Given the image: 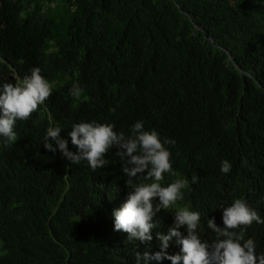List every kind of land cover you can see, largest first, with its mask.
<instances>
[{
    "label": "trees",
    "instance_id": "1",
    "mask_svg": "<svg viewBox=\"0 0 264 264\" xmlns=\"http://www.w3.org/2000/svg\"><path fill=\"white\" fill-rule=\"evenodd\" d=\"M0 5V83L39 67L53 84L38 111L16 122L15 144L0 138V264H136L134 251L149 250L114 230L113 211L132 190L117 149L93 172L87 161L74 165L44 148L49 127L62 129L73 152L68 133L79 122L114 124L128 135L143 121L161 140H175L165 146L176 175L164 174L161 184L188 179L190 188L159 213L170 227L184 206L223 225L222 208L236 198L264 219V29L256 18L264 0ZM223 160L232 165L227 174ZM246 230L244 240L264 254V224Z\"/></svg>",
    "mask_w": 264,
    "mask_h": 264
},
{
    "label": "clouds",
    "instance_id": "2",
    "mask_svg": "<svg viewBox=\"0 0 264 264\" xmlns=\"http://www.w3.org/2000/svg\"><path fill=\"white\" fill-rule=\"evenodd\" d=\"M256 18L264 29V14L260 12ZM24 55L27 54H18ZM52 89L53 84L41 74L39 67L32 68L30 75L15 84L0 83V138L6 147L18 140L16 122L30 119L51 97ZM81 91L74 88L70 94L78 96ZM114 129V124L95 121L73 124L68 133L76 148L73 152L60 135L62 129L49 127L44 148L53 153L59 150L74 165L87 161L93 172L109 163L105 155L110 149H117L115 155L128 177L126 186L132 190L126 202L113 211L114 230L127 233L128 241L147 243L148 251L142 254L134 251L136 264H264V254L257 255L254 241L244 240L245 230L253 222L264 224V219L243 198H236L222 208L223 225H217L214 217L201 221L200 212L188 206L177 208L173 226L166 225L159 213L182 201L184 190L190 188L188 179L178 178L167 186L161 184L164 174L176 175L172 153L165 146L175 145V140H161L155 129L145 130L143 121L135 122L128 135ZM231 168L228 160L221 162L222 173H229ZM198 180L197 175L191 177V183ZM156 198L159 201L153 203ZM263 242L264 236L259 243Z\"/></svg>",
    "mask_w": 264,
    "mask_h": 264
}]
</instances>
